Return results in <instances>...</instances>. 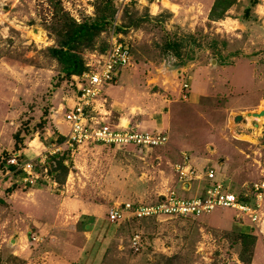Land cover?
<instances>
[{
	"label": "rangeland",
	"instance_id": "rangeland-1",
	"mask_svg": "<svg viewBox=\"0 0 264 264\" xmlns=\"http://www.w3.org/2000/svg\"><path fill=\"white\" fill-rule=\"evenodd\" d=\"M111 1L117 18V0ZM238 1L235 5L239 4ZM241 2V8L235 9L234 5L225 14V19H242V25L236 27L237 31L232 35L223 31L216 35L217 29L233 27L231 20V24L203 20L190 28L180 25L179 19L173 18V14L166 10L160 13L163 19H158L159 14L151 13L152 10L158 12L157 5L153 9L141 5L127 8L131 19L125 17L126 10L123 12L117 33L132 46L133 62L130 67L122 69L119 76L122 78L134 70L132 77L143 94L159 100L150 104L139 100L141 109L135 107L132 112L136 118L140 113L147 119L146 126H136L143 123L139 120L133 127L156 132L151 128V122L161 115L170 116V107L163 108L161 102L165 99L185 102L178 110L179 119L172 132L168 130L172 134L169 144L140 154L132 147L99 143L75 151L74 156L67 153V173L62 171L59 175L56 172L53 180L58 186L44 179L23 185L17 182V176L7 178L0 197V264H264L262 234L251 223L239 222L233 209L217 208L200 218H127L119 223L109 220V210L115 205L128 202L152 204L170 188L177 187L182 197L201 194L203 185L199 182L191 183L190 193L178 185L174 164L181 160L177 152L180 150L189 153L200 170L212 168L217 178L241 197L246 192L243 185L261 178L259 164H264L263 142L251 143L252 147L245 152H229L230 144L239 143L240 129L236 125L244 122H237V112L231 109L260 96L258 92L245 95L237 91L242 88L243 76L236 74L234 69L237 59L232 58L233 50L244 52L238 57L242 66L245 65V73L251 78L252 71L256 70L257 77H262L264 83V70L255 67L264 64L261 43L264 20L256 24L246 21L255 0ZM247 5L251 7L245 9ZM56 8L63 10L59 17L67 14L78 23L100 15L97 0H0V155L15 152L14 137L21 131L26 135L24 146L30 161H42L55 140L49 136L51 128L47 130L41 123L51 120L53 125H68L65 114L71 107L65 109L62 105H68L71 95L76 93L77 96L79 81L63 78L61 65L46 51L57 44L51 29L56 21ZM147 13L154 19L147 20ZM189 14L198 16L199 20L205 16L204 9L199 8L190 10ZM139 19L142 21L138 28L124 29L131 20L135 24ZM115 22L114 19L112 25ZM110 25L97 39L95 51L108 45ZM224 34L226 37L221 38ZM168 38L180 45L181 57L167 51ZM95 51H81L85 63ZM200 68L203 83L199 80L198 83L208 84V95L197 89L195 74ZM179 72H183L182 75ZM229 82L232 83L230 87ZM185 83L190 86L188 90L184 88ZM195 93L203 96H198L197 102L189 105L190 96L196 97ZM247 115L240 116L258 121ZM102 122L110 125L107 120ZM127 124L125 122L124 126ZM61 132L65 136L68 134H65L67 131ZM32 141H35L33 146ZM237 154L245 165H251L253 171H245L247 176L241 180H231L225 166L220 164L229 157L238 166ZM1 161L0 173L3 172ZM251 172L255 173L253 177ZM80 204L95 207L97 217H79ZM76 222H79L80 232L91 230L93 235L84 257L71 263L66 259L78 258V253L73 255L71 250L78 239L71 235ZM44 224L52 227L43 232ZM87 226L90 227L87 229ZM33 236L37 240L34 241ZM244 236L247 238L243 239ZM134 237H139L144 246L138 253L132 249ZM65 242L70 246L62 245ZM24 254H28V259Z\"/></svg>",
	"mask_w": 264,
	"mask_h": 264
},
{
	"label": "built area",
	"instance_id": "built-area-1",
	"mask_svg": "<svg viewBox=\"0 0 264 264\" xmlns=\"http://www.w3.org/2000/svg\"><path fill=\"white\" fill-rule=\"evenodd\" d=\"M158 1V0H156ZM142 0H117V18L111 30L108 49L105 53L93 52L86 62V72L79 76V89L76 103L65 114V121L70 130L63 142L58 136L42 157V161H21L19 154L7 159V165L12 169L0 173V197L6 185L7 178L18 177L17 182L23 185L35 184L44 179L58 184L55 173L58 169L56 157L65 153L74 156L75 151L87 149L94 144L116 147H132L135 151L145 153L147 150L163 147L169 144V135L165 132H148L138 127H113L105 125L106 114L102 113L103 106L98 104L107 85L119 81L122 69L132 65V46L122 40L117 33L120 18L127 8L141 5ZM187 83L185 89H189ZM106 121V120H105ZM181 160L174 165L178 185L189 187L191 183L199 182L202 193L194 197H182L177 187L170 188L162 198L152 204L128 202L115 205L109 210V220L119 223L127 218L145 219L150 217H192L200 218L211 214L217 208L233 209L239 222H249L263 236L264 242V164H259L261 178L244 186L242 197L232 193L224 182L217 178L212 168L205 171L195 165L192 156L180 152ZM53 158V159H52ZM34 237V238H33ZM33 240H37L33 236ZM144 248L139 237L133 238L132 249L135 253Z\"/></svg>",
	"mask_w": 264,
	"mask_h": 264
},
{
	"label": "crops",
	"instance_id": "crops-1",
	"mask_svg": "<svg viewBox=\"0 0 264 264\" xmlns=\"http://www.w3.org/2000/svg\"><path fill=\"white\" fill-rule=\"evenodd\" d=\"M157 3H159V4L157 5L156 2H154L153 0H148V1L143 0L141 6H147V7H150L151 9H153V7L157 5L158 6V12L155 13L152 10L151 13H153V15L159 14V16H160V13H162L163 11H165V10L169 11L170 13L173 14V18L179 19L180 25H182V26L188 25L190 28L196 27L198 24H201V22L203 20L207 21L208 23H216V24L218 23L216 20L210 19V13H211L213 6L216 3V0H158ZM238 3L239 4L235 5V9L241 8V5H240L242 3L241 0H239ZM250 7H251V5H247V7L245 9H249ZM197 8L204 9L205 16L201 20H199L198 16H196V15H194V16L190 15V14L188 15L190 10L197 9ZM243 9H244V7H243ZM220 20L224 24H227V23L231 24L229 21V20H231L232 21L231 25H233V27L230 26V28H228V26H226V28H224V29H220V30L217 29L216 31H219V32H216L217 33L216 35H218V33H220V31H221V33L223 31L226 34L232 35L233 33H235L237 31L236 27H239L240 25H242V19H240V18L227 17V19H224V20L220 19ZM250 20L252 21L253 24L258 23V21L260 22V20H264V0H258V3L255 6L253 5V7H251V13L249 12L248 17L246 18V21L250 22ZM206 30L208 32H210L208 28H206ZM211 31H212V29H211ZM210 34L212 36L214 35L212 33H210ZM220 37L224 38L226 36L224 34ZM262 41L263 42H261V43H262V47H263L264 46V39ZM249 47H251V46H249ZM229 48H231V45H229ZM224 53H226V52H224ZM243 54H244V52H242L241 50H239V51L233 50V52H232V58L237 59V60H235L236 65L234 67V69H236L235 70L236 74H241V76H243V81L241 83L242 88L240 90H237V91H241L245 95H246V93L251 94L253 92H258L260 94V96L256 99H254L253 101L249 102L246 105L238 106L237 108H232L231 110H233L234 112H237L235 118H237V116H240L243 113L250 114V113H260V112L264 111L263 110L264 109V105H263L264 104V83H263V79H262V77L261 78L257 77L259 75H258L256 70L252 71L251 78L248 76L247 73H245V70L243 69V67L245 65L242 66V64L240 62L241 60H239V57L242 56ZM255 55H257V54H255ZM259 55L262 57L261 54H259ZM213 61H215V60H213ZM255 67L259 68L261 71H262V69L264 70V64L263 65L258 64V65H255ZM182 71H183V69H182ZM200 71H201V68L198 71V73L195 74L197 89L203 90V92H204L203 95H208V93H209L208 84L206 83V86H204V85H201L198 83V80L203 83V78H202L203 75L201 74ZM129 73L130 72L126 73L125 76L120 78L116 84L107 85L104 89V92H103L101 98L99 99L98 104L100 106L104 107L103 108L104 110L102 109L101 111L103 114L108 115V117L106 116L107 118L105 117V120H107V122H109L111 126L126 127V126H124V123L128 122L127 127L135 128V127H133V125L136 124L135 122L141 120L143 123L136 125V126L145 127L147 119H145L144 117L142 118L140 113L137 114L138 116L136 118V116L133 114L132 110L135 107H138L139 109H141L139 106L140 105L139 100L142 101L141 103L144 102L146 104H150V103H153L155 101L159 102V100L152 98V96H150V95L149 96L144 95L142 90H140V87L138 85L137 80H135L132 77L133 74L135 73L134 70H132L131 74H129ZM182 73L183 72H179V75H182ZM205 76H207V75H205ZM77 78H78V76L73 77V79H77ZM207 81H208V79H207ZM232 83H233V81H232ZM232 83L229 82L228 86L230 87L232 85ZM242 90H244V91H242ZM233 94H235V93H232L231 95H233ZM75 95H76V93L74 95H71V98H69V103L67 106H64L65 103L62 105L63 107H65V109H66V107L68 108V107L74 106L75 101H76V97H77ZM178 95H180V94H178ZM181 95H182V91H181ZM203 95H201V96H203ZM195 96L196 97L192 96V94H191L190 99H189V105H190V103L195 104L197 102V99L199 98L198 96H200V94L195 93ZM183 97H185V96H183ZM135 100H136V103L133 102ZM184 100L188 101V98L187 99L185 98ZM161 104H162L163 108L170 107L169 108L170 116H168L166 118V117L161 115L160 117H158V120L155 119L154 122H151L152 123L151 128L155 129L156 132H161V133L165 132L169 136H171L172 134L169 132L170 131L172 132V129L174 128V126L177 123V120L179 119L178 118V110L181 106L185 105V102H180L179 100L172 101L170 99H165L163 102H161ZM141 107L143 108V106H141ZM261 122H263V123H261ZM261 122H259L257 120H252V121L250 120L249 121V119H247L243 122L242 125L237 124L236 125L237 129H240V133L238 134L239 143L230 144L231 147H229L230 148L229 152L231 154H233L234 152H237V151H244L245 152L247 148L252 147L251 143H253V144H259L260 142L264 143V120ZM54 126L57 129L56 131H58V132L54 131L52 128L49 130V133H50L49 136L51 137L52 140H54L56 138V137H54L55 135L62 133L61 132L62 130L65 132L67 131L65 134H67L69 131V128H68L69 126L66 124L65 125L63 124V126H57L56 124H54ZM168 130H169V132H168ZM169 140H170V138H169ZM262 147H264V144ZM24 150H25V148L21 151V153H23V155H24L23 156L24 159L27 156L28 160H26V159L25 160L30 161V156L28 154V151L25 150V152H24ZM43 151H44V149H43ZM43 151H42V153H43ZM177 152L180 153L181 150L177 151ZM237 155L240 157V158L238 157V160L236 161L238 166L235 164L234 161L231 162L229 160L230 159L229 157H227V159H224V161L220 164L222 167L225 166V168H226L225 170H227L225 172H228L229 179H231V180H233L234 178H239V179L242 178L243 179V177L247 176L246 172L249 173V170L253 171L251 165L250 166L245 165L244 160H241L242 157L239 154H237ZM35 157H36L35 159H37V161H38L39 158L37 157V155H35ZM176 164L177 163H175L174 165H176ZM227 167H228V169H227ZM250 175H252L251 177H253L255 175V173L251 172ZM191 190H192V186H189V189L185 188V191L188 193H190ZM78 208L79 209L82 208V209H80L82 211L79 213V217H83V216L84 217H87V216L88 217H97V214L95 212L96 211L95 207H92V206H85L84 207L83 205H81ZM78 223L79 222L73 223L74 228L71 230V232L73 233L71 235H73L75 239L78 238L74 242V243H77L76 246H71V247H75V248H71L72 254L74 255L75 253H78V258L76 260L66 259V260L71 261V263L78 262L79 260H81L82 257H84V253L88 247L87 245L91 243V237L93 235V231H91V230L80 232V230L77 227ZM51 227H52V225L48 226L47 224H44L43 228H41V231L46 232ZM87 229H88V227H87ZM53 238H54V236H53ZM80 239H81V241H80ZM83 239H84V241L87 240V242L82 241ZM62 240H64V238H62ZM85 243H86V245H85ZM68 244H69L68 242L62 243V245H68ZM68 246H70V244ZM14 253H17V252H14ZM24 255H26L25 259H28V254H24Z\"/></svg>",
	"mask_w": 264,
	"mask_h": 264
},
{
	"label": "trees",
	"instance_id": "trees-1",
	"mask_svg": "<svg viewBox=\"0 0 264 264\" xmlns=\"http://www.w3.org/2000/svg\"><path fill=\"white\" fill-rule=\"evenodd\" d=\"M258 3L257 0L254 2V6ZM236 4V0H216L215 5L213 6L210 14L211 20H220L225 19V14L229 9L232 8ZM97 6L100 15L94 19H87L84 23H78L73 19L69 18L67 14H59L62 13L63 10H59L56 8V21L52 26V30L54 32L55 38L57 40V44L54 47L48 48L46 51L49 55L58 61L61 65L62 70L61 73L64 75L63 78L72 79L75 76H82L86 72V63L85 59L82 56V52L84 49H89L95 51L97 39L101 36V34L108 28L109 23H113L115 19L116 9L114 8L111 0H97ZM61 11V12H60ZM250 11V10H248ZM247 11V12H248ZM126 15L128 19L132 17L128 10H126ZM147 20L154 19L147 13ZM157 19V18H155ZM158 19H163V16H159ZM142 19L137 20L134 24L132 20L125 26L124 29H130L132 27L138 28ZM121 28V27H120ZM119 28V29H120ZM117 28V30H119ZM118 32V31H117ZM108 49V45L102 46L100 48L101 53H105ZM166 49L167 51H172L174 55L181 57L180 45L171 39L166 40ZM82 51V52H81ZM96 52V51H95ZM133 53V50H132ZM43 123V124H42ZM41 123L42 127L52 128L56 131L55 126L52 124L51 120H44ZM60 142H63L65 139V135L58 134L57 135ZM26 135H23L22 132H17L15 134V152L8 154L7 152H3L0 155L1 168L3 172H6L8 169H12L11 166L7 165V159L12 155L19 154V159L21 161H26L22 156L21 151L25 148L24 142L26 141L24 138ZM67 152L61 158H57L58 169L56 172L61 173L62 171L67 173L68 167L65 164V161L68 158ZM7 157V158H6ZM53 159V158H52ZM57 174V175H58ZM60 175V174H59ZM58 175V176H59ZM58 182L61 184L59 178L57 177ZM247 237L244 236L243 239Z\"/></svg>",
	"mask_w": 264,
	"mask_h": 264
},
{
	"label": "water",
	"instance_id": "water-1",
	"mask_svg": "<svg viewBox=\"0 0 264 264\" xmlns=\"http://www.w3.org/2000/svg\"><path fill=\"white\" fill-rule=\"evenodd\" d=\"M213 63L216 64V61H213ZM248 116L250 118H258V119L264 118V111H262L260 113H250V114H248ZM245 120L246 119H244V117H242V116H237V118H236L237 122H242V121H245ZM87 227L89 228L90 226H87Z\"/></svg>",
	"mask_w": 264,
	"mask_h": 264
},
{
	"label": "bare ground",
	"instance_id": "bare-ground-1",
	"mask_svg": "<svg viewBox=\"0 0 264 264\" xmlns=\"http://www.w3.org/2000/svg\"><path fill=\"white\" fill-rule=\"evenodd\" d=\"M38 36H39V35H38ZM247 116H248V115H247ZM253 119H254V118H253ZM257 119H258V118H257ZM263 119H264V118H263ZM250 120H251V119H249V121H250ZM258 121L261 122V121H262V118L258 119ZM238 124H239V123H238ZM34 143H35V141H32V143H31L32 146L34 145Z\"/></svg>",
	"mask_w": 264,
	"mask_h": 264
}]
</instances>
